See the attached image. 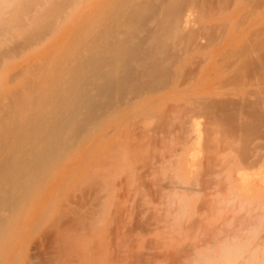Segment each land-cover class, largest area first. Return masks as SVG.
I'll return each instance as SVG.
<instances>
[{
    "label": "bare ground",
    "instance_id": "obj_1",
    "mask_svg": "<svg viewBox=\"0 0 264 264\" xmlns=\"http://www.w3.org/2000/svg\"><path fill=\"white\" fill-rule=\"evenodd\" d=\"M87 1L18 0L16 4L21 11H16L17 8L14 12V7L9 10L13 0H0L1 58L18 52L19 48H29L39 42V44L46 42L49 47L57 48L59 51L61 50L58 48L59 46L68 43L65 50L63 48V51H60L58 63L51 69L50 77L46 79L44 74L42 76L47 86L40 87L36 80L31 85L26 83L31 92V94L29 92L31 96L28 95L31 97L28 103L21 104L16 101L15 104L11 101L13 102L12 106L0 108V264H98L101 261L102 256L98 251L100 236L97 225L103 218L101 215L108 197L107 188L112 189L108 183L106 185L102 181L103 176L106 177L108 173L102 175L100 170V172L85 170L86 168L80 170L72 161L78 149L89 145L94 140L96 130L99 128L96 127L97 119H102L101 126L113 124L108 130L105 128L110 140L109 143L106 140L109 144L107 152L102 154L104 157L101 154V156L98 155L102 164L105 166L106 163L109 168L107 162L109 163L113 159L109 153H116L115 155L118 153L121 158H124L121 154L130 148L133 149V146L127 149L130 143L128 140H131V137L126 135L127 145L126 139L120 135L119 127L123 124V119L126 118L124 113H127L128 109L134 105L140 104L141 110L147 112L149 109L156 108L154 107L157 106L154 105L157 104L156 102L165 101L160 105L165 106L164 109L161 108L162 110L159 108L161 112L165 113V109L176 111L179 106L176 103H167V101L174 100V96L183 92H185V96L188 94L187 92H190V96H187L189 98L197 91L198 95L196 96L201 94L202 97L200 96L199 99L195 96L191 97H195L194 106L207 110L210 108L209 106L214 107L213 105L217 104L224 116L229 117L227 114L230 113L226 114L228 108L229 110L231 108L229 106L234 103L235 106L236 104L240 105L239 109L244 108L243 106L249 102L251 97L249 96L247 101V99L243 100L245 97L243 96L242 100L237 101V99L232 100L233 98L230 100V96L229 100L206 96L214 90L218 91L215 93L223 97L225 94L221 92L222 84L225 86L228 83L244 89L242 85L249 82V77L253 76L257 80L264 78V0ZM9 11L11 15L2 19V14ZM11 29L20 35L21 40L17 44L5 47L3 43L12 39L5 34ZM1 37H7L6 39L9 40L4 42ZM50 51L51 49L48 52L54 53L55 50ZM45 56L47 58L48 54ZM39 58L37 61L40 63L43 58L41 60ZM205 63H213L211 64L212 78L210 80L203 78L206 71ZM50 64L46 67L47 69L50 68ZM43 66H45L44 62ZM35 73L38 74L37 71ZM29 78L30 81H27L31 83V77ZM255 82L250 83L252 87L246 85L248 89H254ZM262 82L260 83L263 84ZM257 83L255 84L259 86L260 83ZM201 84H207L210 91L204 92V94L208 92L205 97H203V92L199 91ZM21 87L23 88V86ZM217 88L220 90H215ZM233 90L235 91V89ZM248 92L247 94H249ZM14 93L12 95L19 98V91L16 93L17 96ZM24 93L21 94L26 97V93ZM254 94L252 98L255 96ZM22 95H20L21 98ZM256 95L258 94L256 93ZM261 96L259 95L260 99L258 100L263 99L264 95ZM176 98L181 101L182 97L177 96ZM251 101L253 100L251 99ZM259 102V104L256 103L259 108L256 107L252 111L257 124L254 125L253 130L264 139V102L262 100ZM186 104L188 105V102ZM33 105L37 109L35 113L23 114L20 112L21 108L29 107L28 109H30V106ZM247 107L249 106L247 105ZM251 107L253 108V106ZM192 108L194 107L192 106ZM233 108L236 107L233 106L231 109ZM184 111L186 112V110ZM32 112H34L33 109ZM173 113L175 117L179 118L180 115H175L177 112ZM238 115H241V111L238 112ZM167 117L166 119L170 118V116ZM174 119L170 120L172 122L170 125H174L170 130L175 127ZM232 120L236 129L251 131V125L246 122L245 118L235 119L232 117ZM168 121L165 120L166 123H169ZM190 121L188 122H193V120ZM250 122L252 121L250 120ZM189 128L192 129L190 126ZM136 129L138 132L140 131L138 128ZM180 131L183 133L182 128ZM184 132L186 133V131ZM143 134H145L144 137L148 136L145 132ZM186 134L189 136L191 133ZM167 135L162 136V141L167 138ZM188 136L185 139L189 140L187 142L190 144L192 141ZM133 137L135 136L133 135ZM156 137L158 138V136ZM177 137L179 136L177 135ZM135 138L134 140H136ZM193 139L195 140V137ZM142 141L146 143L145 139ZM151 142L154 143V141ZM192 149L189 151L190 153L186 152L189 155L191 151L196 152ZM136 150L135 152L138 153ZM95 153L97 154V152ZM126 153L128 155L129 152ZM187 153L186 155H188ZM194 153L187 158L191 159L189 157L196 156ZM262 156L259 158L258 164L254 162L257 164L256 171L247 173L243 171V167L236 165V178H229L226 185L231 187L235 183L236 187L243 189L252 181L263 179L264 154ZM84 157L82 158L86 163L88 158ZM184 157L182 156L183 164L188 160ZM114 160L117 159L114 158ZM224 162L222 161L223 164ZM82 164L79 165L82 166ZM216 164L217 162H215ZM95 171H98L99 174ZM103 172L105 173V171ZM69 187L74 188L73 195L71 192L66 193L68 197L63 198L64 189ZM45 219L49 221V225L46 228L43 226L45 229H41ZM249 237L245 236L248 240ZM239 238L242 240L232 241V237L217 240L218 242L215 244L219 248V256L227 257L233 250L239 251L246 246L244 236H239ZM262 241L264 238L259 242L262 243ZM249 246L252 247L251 244ZM212 247L214 246L212 245ZM263 254L264 243L254 246L249 250L248 256L246 255L247 258L254 255L247 264H264V260L263 262L256 260V256ZM213 257L215 258V256ZM238 262V264H242V261Z\"/></svg>",
    "mask_w": 264,
    "mask_h": 264
},
{
    "label": "rangeland",
    "instance_id": "obj_2",
    "mask_svg": "<svg viewBox=\"0 0 264 264\" xmlns=\"http://www.w3.org/2000/svg\"><path fill=\"white\" fill-rule=\"evenodd\" d=\"M89 1L90 0H88L87 2ZM16 3H18V0H13V3L10 5L9 10H12V8L14 7L13 8L14 12L17 8L18 9L16 11L18 12L21 11L19 10L20 7ZM3 4H5L4 1ZM8 13L10 14L8 15ZM10 15L11 12L9 11L2 14L1 17L3 19L4 17H9ZM6 35H8L7 36L8 38L11 37L12 39L10 41H6L9 40L6 39L7 37H1V39L4 40V42L6 41L5 43H3V46L5 47L7 45L11 46L17 44V42L21 40L20 35L15 30L11 29L9 32L5 34V36ZM12 35H14L15 37ZM63 41L66 42V40ZM39 43L29 48L28 47L19 48L18 52L16 51L14 53H11V55H8L9 58L6 56H3V58L0 57V108L6 106H12L13 102H15L16 104V101H18L21 104L28 103V101L31 99V97H28V95H30L31 92L29 90V87L26 86V83L31 85L36 80V82L39 83L40 87L44 85L47 86L45 81H43L44 80V77L42 78L43 74L46 76L45 77L46 79L50 77L51 69L58 63V58L61 52L65 50V48L68 46L67 42H66L67 44L66 43L64 44L65 46L63 44L61 45L62 48L61 46H59L58 48H60L61 50L64 48L62 51L60 50L61 51L60 52L57 48L55 49L53 47H49V44L46 42H41V44ZM50 49L51 51H53V49L55 51L56 50L59 51V52L54 51V53L50 51L52 53V56H54V58H52V56L50 55L51 53L48 52ZM56 53L57 55H54ZM45 54H48L49 57V58L47 57L48 59L46 58L47 55L45 56ZM18 57L20 58L18 59ZM38 58L40 60L41 58H43V60H41L42 62L40 61L39 63ZM50 58H52L53 60ZM43 62L45 66H43ZM48 64H50L49 69L46 68ZM211 64L213 63H205L204 65L206 71L203 74V78H207L208 80L212 78ZM30 65L33 67V70L30 67ZM36 71L38 72V74L35 73ZM20 72L21 74L22 73L23 74L21 75ZM29 77H31V83L29 82L30 81ZM252 77L253 76L248 78L249 82H245V84L242 85L244 89L242 87H241L242 89H240L237 86H234L232 84L231 86L230 84L226 83L225 86L224 84H222L223 86L221 85L223 90V91L221 90V92L225 94L224 95L222 93V96L224 95L223 97L215 93L218 91H214L213 89L212 90L214 92L212 91L211 93H209V95L211 94V96L209 95L206 96L211 98L213 97L224 98L228 100L231 97L230 100L233 98L232 100L237 99V101L242 100L243 96L247 97V98L244 97L243 99V100L247 99V101L248 98L251 97L253 101L249 99V102L243 106L244 108L241 107L242 110L239 109L240 106L239 104L238 105L236 104L235 106V104L233 103L234 105L232 104L231 106H229L231 108L233 106L236 107L233 108L234 110L231 108L229 110L228 108L226 114L230 113L227 114L229 117L224 116V113L220 110L221 109L220 106L219 105L217 106V104L213 105L214 107L216 106L217 108L209 106L210 108H207L208 111L199 108L201 111H203L201 112L198 109V107L196 105L194 106L193 104L195 97L196 98L198 97V99L200 96L202 97L200 92H198L200 96H196L198 95L196 94L197 91L195 93L194 91L192 92V94L193 93L195 94L193 95L195 96L194 98H191L193 96L189 98L187 97L188 95L190 96V92H187L188 94L186 96L184 95L185 92H183L181 94L174 96L175 101L173 99L172 101H170L171 99L167 101V103L172 102V103H176L177 106H179L176 111L165 109V113L161 112V110L164 109L165 106L162 107L160 105L162 102L164 103L165 101H161V103L156 102L157 104L154 105L157 106L152 105L156 108L151 107L152 110L149 109V111L147 112L141 110L140 104H137L136 106L134 105V107L128 109L129 111L127 110L128 111L127 113L126 112L124 113L127 119L124 118L123 124L119 127L120 135L124 137V139H126V144L128 141L130 142L129 145L127 144L128 145L127 149L132 146L133 149L130 148V150L124 151L123 152L124 155L121 154L124 158H121L120 155H118V153H117L118 157L117 155H115L116 153H113L114 155L109 153L111 156H113V159L114 158L117 159L116 161L115 160L113 161L112 159L111 162H109L111 164L107 162L109 168L111 169L107 167L106 163L105 166L102 164V160H100V157L98 155L100 154L102 155L103 153L107 152L106 150L110 140L108 134H106L105 131H107L109 127L113 126V124H111L110 126L104 125L105 126L104 127L100 125L103 124L102 119H97L96 127L99 128H97L96 130V136L94 138L95 141L93 140L91 143H89V145L78 149L72 161L75 162V166H77V168H79L80 170L86 168L85 170L89 169L91 171L100 170L101 172L100 171L99 172L102 175L108 173L106 177L103 176L102 178L101 176V178L103 179L102 181L106 183V185L108 183L112 188V189H110V187L107 188L108 197L107 200L105 201L106 204L104 205V211L101 215V218L102 217L103 218L101 219L102 221H100L99 224L97 225L98 226L97 231L100 236L98 251L99 254L102 256L101 261L98 264H195V263L238 264L239 263L238 261L240 262L242 261V264L243 263L247 264L254 257V255H250V257L247 258L248 256L247 254L249 253V250L254 246L255 247L260 246L262 243H264V241H262V243L259 242L261 239L263 240L264 238V228H263L264 227V180H263L264 178L261 179L260 181L258 180L252 181L251 184L245 185L243 189L242 188L239 189L238 187H236L235 183L231 187L226 185L229 178H233V177L236 178V170H235L237 168L236 165H238V167L239 166L243 167V171L247 173L256 171L258 161L260 160L259 158L263 157L262 154H264V139L253 130V128L257 124L254 119L255 117L252 114L254 108L256 107L259 108V106H257L256 103L259 104L260 103L259 101L261 100L264 102L263 100L264 82H262L264 78L257 80V78L255 77L252 78ZM254 81L258 82L257 84H259L260 82H262L263 84L260 83L259 86H257L255 82L254 83L255 86H253L254 89L253 88H250L252 90L248 89L250 83ZM21 86H23V88ZM250 87H252V85H250ZM16 88H18L19 90ZM219 88L215 90H220ZM255 88L258 89L263 88V89L259 91L258 89L255 90ZM233 89H235V91ZM23 90L26 93L25 95L26 97H24V95L21 94L24 93ZM207 90H208V85L201 84L199 91L203 92L202 94H204V92H206ZM249 90L250 92H248ZM253 90H255L258 95H256V93L254 94L255 91ZM18 91L19 94L22 95V98L23 99L25 98L24 100L20 97V95H18L19 98L12 95L14 92L17 93ZM237 91L241 92V93L238 92L240 95L237 93ZM251 91L256 97L254 96L252 98L253 94ZM208 92L210 91L208 90ZM247 92L249 94H247ZM260 92L263 96V99L258 100L260 99L258 98L259 95L261 96ZM5 93L7 95H1ZM16 93H14V95ZM207 93L204 94L203 97H205ZM212 94L214 95L217 94V95L212 96ZM237 94L239 95V97ZM12 96L15 98H13ZM177 96H179L180 98L182 97L181 101L183 99L185 104H183L184 103L183 101L182 103L178 98H176ZM255 98L257 101L255 100ZM189 100L190 102L192 101L191 102L192 104L189 102ZM186 102H188V105L186 104ZM247 105L249 107H247ZM192 106L194 108H192ZM251 106H253V108ZM28 108L29 107H26L24 109L21 108L20 112L23 114H32L37 111L34 105L32 107L30 106V109L32 108L34 112H32V109L30 112V109ZM159 108L162 109L160 110ZM236 109H238V111H236ZM247 109L249 110V113ZM184 110H186L187 113ZM26 111L27 113H25ZM240 111H241L240 116L241 117L243 116L242 118L246 119V122H248L249 125H251V131L253 130L252 132H254L255 134L252 133L251 131H240L233 126L234 122L232 120V117H234L235 119L238 118L242 119L238 115V112L240 113ZM168 112H170L169 113L170 115L168 114ZM173 112L175 113L177 112L178 115L177 113L175 115L176 116L180 115L179 118L175 117ZM187 114L188 116H186ZM196 114L197 115L199 114V116H196ZM171 115L173 116V119L176 118L174 119L175 123L173 122L175 124V127H173L174 129L172 128V130L170 129L174 125L173 124L170 125V123H172L171 121H173V119L171 120L172 117ZM249 115L250 116L252 115L253 117L251 116L250 118ZM167 116L168 117L170 116V118H168ZM166 117L168 119H166ZM248 117H249V121H248ZM189 118L192 119L193 122L195 123L193 122L189 123L188 122L190 121ZM164 119L166 121L169 120L168 121L169 123H166ZM177 119L180 121V123H178L179 121ZM194 119L196 120L194 121ZM250 120L252 122H250ZM97 122L99 124L98 126H97ZM186 122L188 123V125ZM189 124L191 125L193 124V126ZM166 126L167 128H165ZM177 126L179 130H181L182 128L183 133L181 131L179 132V130H176L178 129ZM189 126L192 127V129L189 128ZM136 128L140 130L139 131L140 133L137 131ZM142 129L143 130L147 129V130L143 131ZM163 131L164 132L167 131V132L164 133ZM170 131L172 132L168 134V132ZM175 131L177 132V134ZM184 131H186V133L188 134L189 133L191 134H189L188 136ZM144 132L147 133L149 137L145 136L146 137L145 138L144 137L145 134H143ZM164 134L165 135L168 134V135L167 138H164L162 141L161 138L162 136L164 137ZM126 135L131 137L130 139L133 141V143L131 140L127 141V138H125ZM133 135L136 138L133 137ZM177 135L179 137H177ZM185 135H187L188 138L190 137L189 139L190 141L193 142V143L191 142L192 144L190 142H189L190 144H188L187 141L189 140L186 141L185 138H187V136ZM156 136H158V138ZM191 136L193 138L195 137V140ZM143 137L146 140V143L142 141L144 140ZM134 138L136 140H134ZM106 140L108 143L106 142ZM151 141H154V143ZM136 143L137 145L138 144L140 145L144 144V145L142 146L138 145L137 147ZM190 145L193 146V149L192 146ZM136 149L139 150L137 151ZM191 149L196 150V152L191 151L190 155H192L195 152L196 156L193 155L192 157H189L191 159H188L187 157L190 156L188 153H190L189 151ZM135 150L138 153H136ZM127 151L129 152L128 155L126 153ZM186 151H188V153ZM95 152H97V154ZM131 153L134 154L132 155ZM186 153L188 155H186ZM83 156H85L86 159L88 158L86 160L87 164L85 163V160L82 158ZM182 156L183 157L185 156L184 158L188 159L186 160V162L188 163L185 162V159H183V162H185V164L182 163ZM237 156L238 158H236ZM223 159L225 160V162ZM222 161L224 162V164L222 163ZM215 162H217L216 165ZM254 162L257 164H255ZM79 164L80 165L82 164V166H80ZM148 166L150 169L148 168ZM98 171L95 172L98 173ZM103 171H105V173ZM70 192L71 195H73L74 193L73 187L65 188L62 193L63 195L62 194L61 195L63 198H67L68 196L66 195H68ZM110 193L112 194V196H110L111 195ZM218 199L219 200L221 199V201H219ZM220 205L222 208L220 207ZM43 222L44 225L42 224L41 229H45L49 225L48 220L45 219ZM223 236L225 238L232 237V241L242 240V238H239V236L240 237L244 236V238L245 236H250L249 237L250 241L248 240V238L245 239L243 238L246 241V246H244L241 250H239L240 252L233 250L231 254L227 255V257L226 256L222 257L219 256L220 251L218 246L215 244V242H218L217 240L224 238ZM258 236L261 238L259 239ZM251 239L253 240L252 242ZM253 243H256V245H253ZM250 244L252 246L251 248L249 246ZM212 245L214 247H212ZM263 255L256 256L257 257L256 260H259V262H263L264 260ZM213 256H215L216 259ZM220 257L222 258L220 259Z\"/></svg>",
    "mask_w": 264,
    "mask_h": 264
}]
</instances>
